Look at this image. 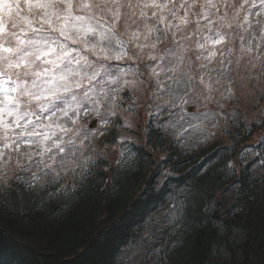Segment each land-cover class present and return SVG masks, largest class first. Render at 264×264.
<instances>
[{"label":"snow or ice","instance_id":"1","mask_svg":"<svg viewBox=\"0 0 264 264\" xmlns=\"http://www.w3.org/2000/svg\"><path fill=\"white\" fill-rule=\"evenodd\" d=\"M169 38L173 46L160 53L158 46ZM237 39V67L249 57L252 68L256 65L251 61L255 60L264 69V0H0V187L7 192L12 187L10 179H14L26 189L17 194L15 201L0 197V212L24 195L29 199L39 196V203L44 204V181L49 176L55 184L63 177L72 176V191L77 196L85 190L91 157L85 158L84 150L97 132L89 133L88 126L80 124L82 116L90 112L101 116L105 106L110 115H115L119 106L116 94L124 87L138 90L143 83L137 79L138 68L121 67L112 61H137L146 57L157 62L160 71L146 65L155 81L152 97L164 102L156 104L157 110L163 114L165 106L178 108V112L172 113L179 116L176 123L184 121L193 130L207 131L203 121L209 119V113L189 115L191 109L186 106L199 107L201 100L211 103L216 91L220 92L221 99L231 97L230 87L215 89L211 76L208 80L204 77L212 72L209 64L218 54L221 70L216 83L231 71L230 57L235 55V50L229 45ZM188 43H194L200 68L207 70L200 73L202 91L195 99L192 96L197 87L194 77L182 71ZM130 48L135 51L130 52ZM225 56L229 57L227 61ZM169 57V63H175L164 69L159 61ZM165 71L172 73L167 76L168 83L160 79L161 72ZM162 93L167 94L166 100ZM214 102L223 109L220 100ZM219 114L216 112L212 117ZM107 123V119H102V125ZM167 126L175 125L169 121ZM223 131L227 132L228 128ZM215 136L214 131H207L198 143H206ZM256 143L264 149V135ZM253 152L254 149H241V163H247L244 157ZM251 163L257 171L264 170V150ZM123 164L124 161L117 160L118 166ZM13 165L17 174L9 177ZM226 167L235 174L231 162ZM204 176L206 179L201 185L213 183L215 173L208 170ZM112 180L113 185L106 191L114 190L117 182L115 177ZM260 184L264 186V176ZM231 187L238 193L241 191L239 182ZM63 190L67 196L69 190ZM159 190L155 188L156 192ZM261 191L264 199V187ZM200 192V186L187 184L169 194L175 206L167 209L166 219L173 229L183 227L186 209L189 203L195 205ZM54 195L48 193L50 198ZM250 203H255V196ZM152 235L150 229L149 239ZM178 243L182 244L173 242L172 251ZM172 251L152 246L138 248L128 264H139L141 259L144 264H170L168 258Z\"/></svg>","mask_w":264,"mask_h":264},{"label":"trees","instance_id":"2","mask_svg":"<svg viewBox=\"0 0 264 264\" xmlns=\"http://www.w3.org/2000/svg\"><path fill=\"white\" fill-rule=\"evenodd\" d=\"M119 64L132 65L130 61ZM146 85L145 94L140 87L123 88L116 94L119 106L112 123L104 127L107 134L98 142L102 148L117 144L122 131L133 135L134 139L118 143L124 156L120 152L117 160L124 161L123 166H118L117 160L108 162L105 153L85 149V158L91 157L90 172L79 196L72 191V176L63 177L59 184L52 183L49 176L44 181V204L39 203V196L29 199L24 195L5 208L0 212V264H128L129 256L139 247L172 251L176 241L182 244L172 251L170 264H264V186L260 184L264 170L257 171L251 163L264 150L252 141L264 126V100L258 114H254L258 117L247 119L242 117L260 103L251 108L232 102L229 109L236 117L220 128L221 135L198 143L200 140L187 133L181 122L170 119L175 126L165 127L169 118L157 115L160 112L156 108L157 103L164 102L152 97L155 84L149 81ZM262 99L264 95H260L259 102ZM143 101L144 108L140 106ZM106 109L108 106L101 109V116H92L103 119ZM150 109L157 112L145 120ZM167 109L165 106L164 111ZM141 118L144 121L136 127L134 121ZM225 127L227 132L223 131ZM243 148L254 152L246 155L247 163L242 164L239 153ZM229 162L235 174L226 167ZM208 170L215 173L214 181L201 185ZM15 174L13 165L9 177ZM112 177L117 182L115 188L106 191L113 185ZM9 182L12 187L7 192L0 187V197L15 201L17 194L26 189L14 179ZM234 182L241 185L239 193L231 187ZM187 184L200 186L201 192L194 206L189 203L183 227L173 229L166 219L167 209L175 206L169 194ZM63 189L69 190L67 196ZM48 193L55 195L50 198ZM252 196L255 203H250ZM125 251L127 256L122 254Z\"/></svg>","mask_w":264,"mask_h":264},{"label":"rangeland","instance_id":"3","mask_svg":"<svg viewBox=\"0 0 264 264\" xmlns=\"http://www.w3.org/2000/svg\"><path fill=\"white\" fill-rule=\"evenodd\" d=\"M193 40H195V37H193ZM171 45H172V42H171L170 38L168 40H165L162 44H160L158 46L160 53H163V51L166 48L171 47ZM186 46L188 47V51L185 53V62H184V65L182 66V71H188L194 77V82L197 85V87L195 88L194 92L192 93V96H193V99H195L196 96L199 95L202 91L201 86H199V77H200L201 71H204V70L200 68L201 61L196 59V55L198 53H197V50L195 48L194 43H188ZM229 47H234V50H235V55L230 57V59L233 61V63L229 66L232 70L231 73L226 72L228 75L225 76V78L221 77L219 84L216 83L217 74H215V73L220 72V70H221V64H220L221 57L218 54L217 60H214L211 64H209L210 69H212V71H214V72L208 73L204 77L205 80H208L209 76H211V81H212L213 87L215 89L223 90L224 88H228V87L231 88L232 94H231V97L229 99H221L219 91H216L213 93L214 101L220 100V103L223 105V109H219L214 101L211 103H208V102H205L203 100H201L199 102V107H197L194 104H190V105L186 106L187 108L191 109V112L189 113V115L194 114V113L208 112L209 113V119H205L203 121V124L205 126H207V131H214L216 133V136L221 135L220 128L222 126L223 127L226 126L227 123L230 121V119H234L236 117L234 110L229 109L231 105H234L232 102H235L236 104L241 102L240 105H243V107H247V106L250 107V105H251V108H253L258 103H260V104H258V107H256V109L249 110L248 113L242 117L244 119H247L251 115L258 114V112L260 111V105H263V100H264V99H262V101L259 102L260 95L261 96L264 95V69L261 68L260 62L252 60L251 63H254L256 65L255 68H252L251 64L248 63L250 58L245 57L244 61L241 62V65L238 68L236 65V62H235L236 56L239 55V52H238L239 41H238V39L233 44H230ZM129 51L134 52L135 50L130 48ZM170 59L171 58L169 57V58H166L164 61H159V64L164 69H168V68L172 67L173 63H175L174 61L172 63H169ZM224 59H225V61H227V59H229V57L225 56ZM127 61H130L132 63V65H129V66H131L133 69H135V68L139 69V74L137 76V79L142 81L143 83L139 84L138 88L140 87L139 90H142L145 94L147 91V85L146 84H148L149 81L151 83L155 84V81L149 75L150 69L146 65H151L152 67H157V62L148 61L145 57L143 60H137V61L126 60V61H123L120 63H126ZM189 61L191 62L190 67L188 66ZM126 66H127V64H124L121 67H126ZM160 70H161V68L157 67V71H160ZM204 72H206V71H204ZM170 75H172V73H170V72H166V71L161 72L160 79L162 81H164L165 83H168L169 81L167 80V76H170ZM127 78L131 79L132 77H127ZM124 88L128 89L130 87H124ZM204 94L206 95L207 93L204 92ZM163 95H164V98L167 99V94L164 93ZM225 95H228V93L225 92ZM140 103H142L140 106L144 108V101L140 102ZM140 103H138V104H140ZM237 106H239V105H237ZM242 110H244V109H242ZM143 111L144 110H142V112ZM150 111H151V109H150ZM150 111L147 110V112L145 113V116H144L146 118L145 120L151 118V116L157 112V110L155 112L151 111V114H150ZM178 111H179L178 108L167 109V111H164L163 114L158 113L157 115L166 116L167 118H169V121H170V119H174L177 122V120H179V116H174V115H172V113H175ZM105 112L107 115L103 119L108 120V123L106 125H102V119H99V118L92 116L93 112H90L89 114L82 116V118L80 120V124L87 125L89 130H94L95 132H97V135L92 137L91 143L89 144V147L86 150L90 149L91 153H93L94 151H96L98 153L99 152L105 153L107 156L108 162H113V161L117 160V158L120 156L121 151L119 150V144L118 143L122 142L124 139H128V140H130V138L134 139V136L131 134H124V131H122L118 135L119 141L117 144H112L110 146H108V145L104 146L103 145V147L101 148V146H100V144H98V142L102 137L104 138L108 132V130H105L104 127H108V125H110L112 123V120H113L112 116H114V115L109 114L108 109H106ZM148 112H149V114H148ZM216 112H219L220 114H219V116H216L215 118H213L212 114H214ZM255 116L256 115H254V117ZM257 117L258 116H256L255 118H257ZM186 119H187V117H186ZM92 121H94V125L92 127H90L89 124ZM143 121H144L143 118H141V120H135L134 123H137L135 126L137 127V125L141 124ZM180 122L182 124V127L185 128V130L187 131V133L191 134V136H192V134H195V137L200 141H203L204 136L207 135V131L202 132L200 129L193 130V129L189 128L188 123H186L184 121H180ZM192 123L196 124L199 122L198 121H192ZM213 124H217V127L213 128L212 127ZM101 132L103 133L102 135L100 134ZM261 135H264V126L260 129L259 133H257L256 136H253V138H254L252 140L253 143H256L257 138L261 137ZM223 138L225 140H227L225 137H223ZM97 147H99V148H97ZM162 180H164V179H161L160 181H162ZM132 255L133 254H131L129 256V258L132 257ZM140 262H141V260H140Z\"/></svg>","mask_w":264,"mask_h":264},{"label":"water","instance_id":"4","mask_svg":"<svg viewBox=\"0 0 264 264\" xmlns=\"http://www.w3.org/2000/svg\"><path fill=\"white\" fill-rule=\"evenodd\" d=\"M94 125V121H92L89 126L92 127Z\"/></svg>","mask_w":264,"mask_h":264}]
</instances>
